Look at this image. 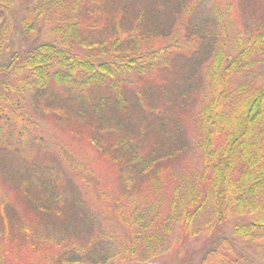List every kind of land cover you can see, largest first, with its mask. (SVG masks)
<instances>
[{
	"label": "trees",
	"instance_id": "trees-1",
	"mask_svg": "<svg viewBox=\"0 0 264 264\" xmlns=\"http://www.w3.org/2000/svg\"><path fill=\"white\" fill-rule=\"evenodd\" d=\"M188 2L0 0V264H142L198 233L201 217L207 241L181 264H257L238 238L264 258V80L240 79L264 58V17L197 59L173 26ZM16 8L19 34L34 41L10 49ZM198 64L207 88L184 164L190 143L173 111ZM37 113L87 140L121 190L100 191L73 166L89 196L67 199V157Z\"/></svg>",
	"mask_w": 264,
	"mask_h": 264
},
{
	"label": "rangeland",
	"instance_id": "rangeland-1",
	"mask_svg": "<svg viewBox=\"0 0 264 264\" xmlns=\"http://www.w3.org/2000/svg\"><path fill=\"white\" fill-rule=\"evenodd\" d=\"M188 3L182 11L186 14L183 13L181 17H175L173 26L174 31L178 33V42L182 45V50L189 55L198 54L197 59H201L202 50L208 45L210 46L211 43L216 47L233 44L239 35L245 32V29H249L262 16L264 17V0H219L220 14L213 11L212 0H196L195 4ZM16 12L17 14L7 17L5 21L10 49L26 47L33 40V38L23 39L19 34V14L21 10L18 9ZM1 31L2 28H0ZM198 48L199 51L197 52ZM196 68L192 72L193 74L186 78L187 83L189 82V90L186 94L188 99L184 102L185 105L183 108L176 105V109L173 111L176 116H183L181 127L186 130L187 139L190 143L184 164H188V159L197 154L191 136L190 119L200 107L207 88V81L202 73L203 66L201 67V64H198ZM174 75L175 73L171 77H174ZM245 78L264 80V58L258 59L252 70L240 79L244 80ZM181 80L183 79L176 80V83L180 84ZM25 97L30 108V100L28 96ZM37 119L46 140L51 143L53 151L55 153L62 151L64 156L67 157L68 161L63 158L60 162L67 178L70 179L69 183L72 188H67V192H65L67 199H71L73 195L79 196L80 199L89 196L84 182L74 176L73 166L78 171L83 172L84 175L87 173L92 179L99 181L100 191H107L114 195L121 190L118 180L110 173V165L97 157L95 150L87 140L72 135L47 113H37ZM78 122L83 129L85 124L80 120ZM1 182L3 180L0 177ZM201 222L202 217L201 220L195 223V228L200 229L198 233L183 239L175 236L172 248L142 264H181L183 259H197L199 252L207 241V235L201 228ZM235 240V245L244 255L257 264L264 263L263 251L258 246L241 238ZM4 264H30V262L22 256L20 260L6 259Z\"/></svg>",
	"mask_w": 264,
	"mask_h": 264
}]
</instances>
